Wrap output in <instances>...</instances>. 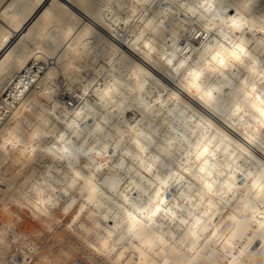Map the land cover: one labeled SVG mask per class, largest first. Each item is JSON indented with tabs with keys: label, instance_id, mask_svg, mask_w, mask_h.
I'll use <instances>...</instances> for the list:
<instances>
[{
	"label": "clouds",
	"instance_id": "clouds-1",
	"mask_svg": "<svg viewBox=\"0 0 264 264\" xmlns=\"http://www.w3.org/2000/svg\"><path fill=\"white\" fill-rule=\"evenodd\" d=\"M49 4L28 0L40 20L20 44L0 22L16 98L0 116V264H248L264 235V0H89L140 65ZM32 61L63 76L33 84ZM193 104L222 105L246 143Z\"/></svg>",
	"mask_w": 264,
	"mask_h": 264
},
{
	"label": "bare ground",
	"instance_id": "bare-ground-1",
	"mask_svg": "<svg viewBox=\"0 0 264 264\" xmlns=\"http://www.w3.org/2000/svg\"><path fill=\"white\" fill-rule=\"evenodd\" d=\"M27 5L28 0H0V22L7 23L13 27V31L16 33V36L13 37V39L16 40V44H20L21 41H23L25 35L28 34L31 29L38 26V22L40 20V16L36 15L37 9L29 10ZM49 7L60 8L72 19L73 23L83 24L89 31L96 30L99 34V30L103 29L108 33V37H111V41L108 42L112 43L113 53L119 50L123 60H126L129 63L140 65L139 61L133 60L132 58V56L135 55L133 50L129 48L128 52H125L123 49H120L119 44L116 43V41H118L120 38L117 37L114 32L109 31L106 28L102 17L94 15L89 10V0H59V2L58 0H50ZM32 17H35V19H32ZM21 20L24 21L23 24L19 23ZM93 23L97 25V28H93ZM6 35H8L6 30L0 28V39H3V37ZM100 40L106 41V37L101 35ZM124 43L125 47H127V41ZM3 51L4 50L0 48V52ZM6 54L7 53H5V55ZM39 64L43 66L38 67V62L36 61L30 62L29 71L24 74L25 79L31 76V81L33 84L39 83L38 74L40 71H44L45 68H47L45 75H55L58 79L63 76L62 72H54L53 69L48 68L47 62H39ZM156 70L158 69H155L152 65H147L145 67V71L153 72L154 79L158 83L163 84V81H160L159 77L155 76ZM33 72H36L37 75H33ZM167 87L173 88V90H175L173 84L170 81L167 84ZM185 98L189 103L192 102V97H188L187 94H185ZM15 104L16 98L13 94V91L10 90L9 87H0V107L3 108V111H0V116H6L7 109L14 106ZM193 107L197 111H201L207 119H209L227 135L231 136L233 139L239 138L242 143H246L243 141V137H240L239 133L234 132L229 126V121L226 118L227 113L222 105H217L215 112H209L207 109H203L202 106L197 108L196 104H193ZM21 135L24 136L26 133L22 131ZM261 156L264 157V152H261ZM4 159L6 158L0 156V163H2ZM39 159L42 158L38 157V160ZM14 181L15 177H13V182ZM249 244L250 247L246 249L248 264H264V235L256 234V236L249 241ZM22 259L23 258L21 257V261ZM98 264H104L103 259H99Z\"/></svg>",
	"mask_w": 264,
	"mask_h": 264
}]
</instances>
